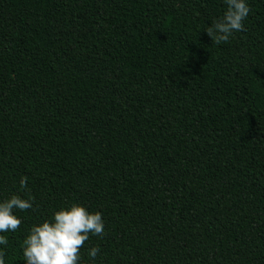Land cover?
Here are the masks:
<instances>
[{
	"label": "trees",
	"instance_id": "1",
	"mask_svg": "<svg viewBox=\"0 0 264 264\" xmlns=\"http://www.w3.org/2000/svg\"><path fill=\"white\" fill-rule=\"evenodd\" d=\"M213 44L223 0H0L5 233L79 202L97 264H264V0ZM26 178L27 189L19 187Z\"/></svg>",
	"mask_w": 264,
	"mask_h": 264
},
{
	"label": "clouds",
	"instance_id": "2",
	"mask_svg": "<svg viewBox=\"0 0 264 264\" xmlns=\"http://www.w3.org/2000/svg\"><path fill=\"white\" fill-rule=\"evenodd\" d=\"M224 11L203 28L216 45L226 44L236 32L244 30V21L250 11L248 0H223ZM20 189L26 190V178L19 179ZM31 195L22 198L11 194L0 199V264H5V249L9 232H16L21 218L15 213L33 209ZM105 223L99 211H89L79 202H70L52 212L50 217L32 224L23 238V264H81V249L90 236L102 237ZM99 248L85 250L88 264H97Z\"/></svg>",
	"mask_w": 264,
	"mask_h": 264
}]
</instances>
